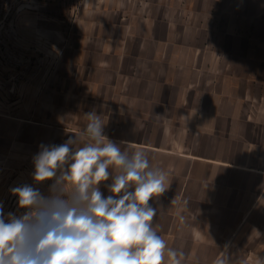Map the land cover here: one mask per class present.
Listing matches in <instances>:
<instances>
[{"label":"crops","instance_id":"obj_1","mask_svg":"<svg viewBox=\"0 0 264 264\" xmlns=\"http://www.w3.org/2000/svg\"><path fill=\"white\" fill-rule=\"evenodd\" d=\"M135 18L101 104L122 117L105 136L167 174L154 230L182 264H264V0H157Z\"/></svg>","mask_w":264,"mask_h":264},{"label":"rangeland","instance_id":"obj_2","mask_svg":"<svg viewBox=\"0 0 264 264\" xmlns=\"http://www.w3.org/2000/svg\"><path fill=\"white\" fill-rule=\"evenodd\" d=\"M156 2L0 0V202L5 215L26 211L18 208L12 187L28 184L49 194L52 181L36 184L32 178L33 157L41 145L58 146L70 137H80L74 148L89 142L82 135L86 113L101 116L104 135L122 132V117L104 107L102 97L109 93L105 87L112 81L110 68L118 65L127 21L137 20L144 4ZM111 183L110 178L100 185L104 197L112 194Z\"/></svg>","mask_w":264,"mask_h":264},{"label":"clouds","instance_id":"obj_3","mask_svg":"<svg viewBox=\"0 0 264 264\" xmlns=\"http://www.w3.org/2000/svg\"><path fill=\"white\" fill-rule=\"evenodd\" d=\"M82 135L61 145H41L33 157L36 184L52 181L48 195L23 184L12 187L17 215L0 202V264H182L184 253L167 248L153 227L150 200L167 189V174L151 168L143 151L129 155L104 135L101 116L85 114ZM115 168L116 174L110 170ZM112 179L111 195L100 185ZM216 264H226L223 258Z\"/></svg>","mask_w":264,"mask_h":264}]
</instances>
